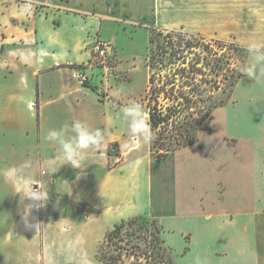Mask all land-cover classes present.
<instances>
[{
  "label": "rangeland",
  "instance_id": "374dc122",
  "mask_svg": "<svg viewBox=\"0 0 264 264\" xmlns=\"http://www.w3.org/2000/svg\"><path fill=\"white\" fill-rule=\"evenodd\" d=\"M99 1L100 6L93 0H0V123L8 114L9 92L17 84L22 87L14 78L24 72L21 64L13 72L9 62L11 34L21 32L25 42L45 30L62 43L71 69L41 77L40 102L34 101L32 109L45 106L40 136L73 120L106 133L104 153L95 152V157L94 148L88 150L79 169L65 163L58 144L43 138L46 171L36 174L48 181L49 198L58 195L56 181L74 178L83 170L102 175L104 167L121 161L119 156L125 159L130 182L144 192L129 188L122 211L100 213L75 200L76 207H71L64 195L66 207L36 231L24 228L23 215L15 218L14 229L5 231L3 224L11 226L13 214L0 206V264H101L100 250H111L106 233L133 216L160 220L180 264H264V77L254 81L243 75L230 99L214 110L212 131L191 130L199 142L160 162L152 136L148 142L132 136L121 114L124 106L138 102L148 115L152 29L264 45V0ZM83 8L85 12L79 11ZM98 40L112 43L105 59L95 57ZM21 41L13 42L24 46ZM83 80L98 91L80 90ZM21 115L27 116L16 114ZM38 155L33 143L13 141L0 132V178L13 160L38 161ZM57 166L62 168L52 174ZM159 177L163 182L157 192ZM6 190L7 181L1 179L0 202Z\"/></svg>",
  "mask_w": 264,
  "mask_h": 264
},
{
  "label": "trees",
  "instance_id": "16d2710c",
  "mask_svg": "<svg viewBox=\"0 0 264 264\" xmlns=\"http://www.w3.org/2000/svg\"><path fill=\"white\" fill-rule=\"evenodd\" d=\"M150 42L153 47L145 99L152 149L156 160L163 161L173 152L199 142L191 130L212 131L209 121L214 110L230 99L249 53L243 44L184 30L152 29ZM82 85L98 91L86 80ZM38 97L39 93L37 104ZM66 198L71 207H76L74 200ZM164 232V225L156 217L122 219L106 233L111 250L101 249L98 259L101 264H180Z\"/></svg>",
  "mask_w": 264,
  "mask_h": 264
},
{
  "label": "crops",
  "instance_id": "0c3cea01",
  "mask_svg": "<svg viewBox=\"0 0 264 264\" xmlns=\"http://www.w3.org/2000/svg\"><path fill=\"white\" fill-rule=\"evenodd\" d=\"M24 1L36 3L38 0ZM103 1L104 0H102V2ZM93 2L94 6L96 3L97 6H100L99 2L101 1L93 0ZM85 10L86 9L84 8L79 9V11L82 12H85ZM42 31L43 33H38V36L35 35L27 37L25 42L21 41L23 39L22 37H24L21 32L11 34V45H14V47H11L10 45L7 49L9 62L15 67L13 72H15L16 68H19L18 64L23 66L22 69L24 72L18 75L17 78H14L22 87L21 89L18 88L19 84H17L9 92V102L7 104L8 114L5 118H1L2 122L0 123V132H2L5 137H9V139L11 138L13 141L17 140L21 142L27 141L33 143L39 149V159L38 161H36L37 158L30 159L25 162H17V160H13L14 162L10 163L6 168L7 174L5 177L0 178V180L4 179L7 181V190L4 194L5 200L0 202V206L2 209H5L8 214H13L11 226L3 224V229H5V231L14 229L16 225L15 218L17 216H22L24 213V204L26 202L23 198H21L20 192L23 190L25 185H37L39 189L48 196L46 190L48 181L36 174L38 171L45 174L46 171V160L42 157L41 146L42 140L44 141V135L40 136L41 134H44L45 130L43 120L40 115L43 114L45 106L42 105L41 111L36 109V111L34 110L32 112V109L35 108L33 106V102H36L38 93L40 102L42 92L41 77L43 74L53 71L70 72L71 67L67 66L70 61L64 60L63 58L64 47L62 43L57 41L50 33V35H45V30ZM17 40L25 43V45H16L13 41ZM77 89H79V87H77ZM80 90L88 91L89 89L83 87L82 85ZM47 102H50V100H47L46 103ZM37 110L39 112V116L37 115ZM16 114H27V116H16ZM31 114H34V116ZM40 139L41 142L39 143L38 141ZM100 150L102 152H100ZM92 152L93 156L96 157L95 152L103 154L104 149L100 146L99 148H94ZM118 158L121 159V161L119 160V162L112 164L111 167H104V173L102 175H95L93 170H83L76 174L74 178L56 181L58 195H56L54 199L48 198L47 203L43 207L33 208L31 215L28 217V221L26 222L24 219V228L36 231L34 225L39 224L38 230H40L42 225H44L43 223L46 222L49 216L55 214L61 208L66 207V203L63 202L64 195L69 196L77 202L84 203L95 213H100L103 210L122 211L128 203L129 188H132L131 191L133 193L140 192L141 195L144 190L141 186L139 187L130 182L128 171L125 167V159L123 160L122 156H119ZM106 163H109L108 157H106ZM61 168L62 167L58 166L54 167L51 173L53 174ZM65 168L67 169V167ZM161 181L162 179L159 177V187L156 190L157 192L162 186L163 181ZM28 202L31 203V201ZM62 202L64 205L60 206L59 204ZM60 220L61 219H58V221ZM29 224L33 226L30 227Z\"/></svg>",
  "mask_w": 264,
  "mask_h": 264
},
{
  "label": "clouds",
  "instance_id": "9594fccd",
  "mask_svg": "<svg viewBox=\"0 0 264 264\" xmlns=\"http://www.w3.org/2000/svg\"><path fill=\"white\" fill-rule=\"evenodd\" d=\"M246 48L251 63L242 66L240 71L244 76L259 81L261 77H264V45L250 43L246 45ZM121 114L122 119L127 124V130L132 136L142 137L145 142L150 141L151 132L148 115L141 104L138 102L129 103L121 109ZM44 139L58 144L65 163L79 169L85 160L86 152L104 144L106 133L99 128L93 130L83 121L73 120L70 125L65 124L59 129L50 130ZM20 194L26 202L23 213L26 222L32 209L43 207L49 198L37 185L31 184L25 185ZM38 225H34L37 230ZM29 226L32 227L33 225L29 224Z\"/></svg>",
  "mask_w": 264,
  "mask_h": 264
},
{
  "label": "built area",
  "instance_id": "2783aa9c",
  "mask_svg": "<svg viewBox=\"0 0 264 264\" xmlns=\"http://www.w3.org/2000/svg\"><path fill=\"white\" fill-rule=\"evenodd\" d=\"M113 49L112 43L109 41L98 40L95 46L96 59L101 60L109 56Z\"/></svg>",
  "mask_w": 264,
  "mask_h": 264
}]
</instances>
